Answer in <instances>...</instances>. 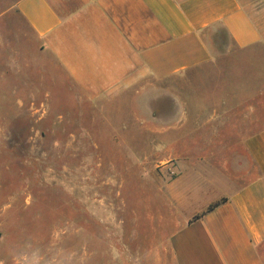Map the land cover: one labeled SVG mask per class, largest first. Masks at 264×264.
<instances>
[{
  "label": "crops",
  "instance_id": "obj_1",
  "mask_svg": "<svg viewBox=\"0 0 264 264\" xmlns=\"http://www.w3.org/2000/svg\"><path fill=\"white\" fill-rule=\"evenodd\" d=\"M3 58L35 71L38 92L72 86L91 100L198 67L229 77L200 86L214 160L194 170L218 173L166 185L167 259L149 264H264V0H0Z\"/></svg>",
  "mask_w": 264,
  "mask_h": 264
},
{
  "label": "rangeland",
  "instance_id": "obj_2",
  "mask_svg": "<svg viewBox=\"0 0 264 264\" xmlns=\"http://www.w3.org/2000/svg\"><path fill=\"white\" fill-rule=\"evenodd\" d=\"M0 65V264L166 261L165 187L214 160L200 86L229 77L198 67L91 100L72 86L38 92L35 71ZM200 168L179 184H200Z\"/></svg>",
  "mask_w": 264,
  "mask_h": 264
}]
</instances>
